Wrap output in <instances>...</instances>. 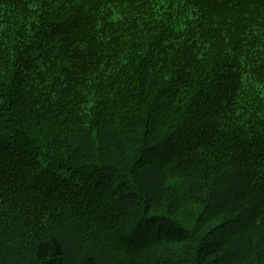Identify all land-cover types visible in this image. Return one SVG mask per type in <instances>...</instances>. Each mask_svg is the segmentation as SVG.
<instances>
[{"label":"trees","instance_id":"1","mask_svg":"<svg viewBox=\"0 0 264 264\" xmlns=\"http://www.w3.org/2000/svg\"><path fill=\"white\" fill-rule=\"evenodd\" d=\"M0 264H264V0H0Z\"/></svg>","mask_w":264,"mask_h":264},{"label":"rangeland","instance_id":"2","mask_svg":"<svg viewBox=\"0 0 264 264\" xmlns=\"http://www.w3.org/2000/svg\"><path fill=\"white\" fill-rule=\"evenodd\" d=\"M224 235H220L219 234V236L218 235H215L214 237H212V238H210L209 240H216V241H219V239H220V237L222 238ZM236 242V241H235ZM234 242V243H235ZM225 246V245H224ZM233 249V248H232ZM227 250L229 251L228 253H227ZM227 250H225V251H223V252H225V253H227V254H224L223 252L221 253V254H218L216 257L214 256L212 259H216V258H220V257H222L223 256V259L225 260L226 259V257L228 256V254L230 253V252H232V250H229L228 248H227ZM68 251H70V253L71 254H73L72 253V247L70 246L69 248H68ZM222 255V256H221Z\"/></svg>","mask_w":264,"mask_h":264}]
</instances>
